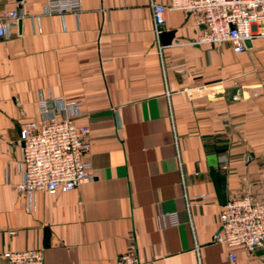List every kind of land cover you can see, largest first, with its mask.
Wrapping results in <instances>:
<instances>
[{
	"label": "crops",
	"instance_id": "1",
	"mask_svg": "<svg viewBox=\"0 0 264 264\" xmlns=\"http://www.w3.org/2000/svg\"><path fill=\"white\" fill-rule=\"evenodd\" d=\"M47 1L0 0V13L22 16L0 41V264L30 249L44 264L129 253L231 264L214 241L223 207L264 191V39L239 54L198 44L201 30L172 10L163 34L174 36L158 38L152 4L170 0H81L82 12L62 15H46ZM50 97L84 105L76 122L90 129L86 158L99 173L29 199L15 188L20 133ZM234 251V264H264V248Z\"/></svg>",
	"mask_w": 264,
	"mask_h": 264
},
{
	"label": "built area",
	"instance_id": "2",
	"mask_svg": "<svg viewBox=\"0 0 264 264\" xmlns=\"http://www.w3.org/2000/svg\"><path fill=\"white\" fill-rule=\"evenodd\" d=\"M180 11L201 30L197 43L228 44L235 53L246 51V41L264 39V0H170L168 5L152 4L154 31L158 38L166 30V11ZM82 12L81 0H48L46 15ZM22 19L19 11L0 13V41ZM86 115L84 105L63 97H50L39 102V117L24 125L19 145L18 162L22 180L16 190L29 199L38 192L50 195L69 193L95 179L99 170L86 158L90 152V129L77 124ZM170 224L176 220L165 215ZM170 219V220H169ZM15 233H12L14 235ZM217 244L229 249V261L236 263L237 247L249 252L264 248V191L261 196L244 193L232 197L220 215ZM4 264H44V251L30 249L9 251L2 255ZM116 264L142 263L132 253L121 256Z\"/></svg>",
	"mask_w": 264,
	"mask_h": 264
},
{
	"label": "water",
	"instance_id": "3",
	"mask_svg": "<svg viewBox=\"0 0 264 264\" xmlns=\"http://www.w3.org/2000/svg\"><path fill=\"white\" fill-rule=\"evenodd\" d=\"M174 36V33L171 32V33H164L163 35H161L162 39L165 40V39H168L170 40L171 38H173ZM167 42H170V41H167ZM246 46L248 49L252 48V41L251 40H247L246 41Z\"/></svg>",
	"mask_w": 264,
	"mask_h": 264
}]
</instances>
